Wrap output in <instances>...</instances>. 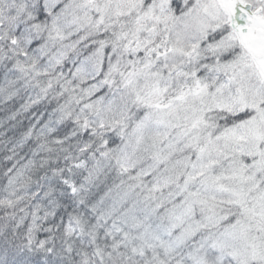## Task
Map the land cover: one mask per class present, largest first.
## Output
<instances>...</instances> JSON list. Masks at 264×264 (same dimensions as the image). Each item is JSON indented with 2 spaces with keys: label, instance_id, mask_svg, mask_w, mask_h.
I'll return each mask as SVG.
<instances>
[{
  "label": "snow or ice",
  "instance_id": "1",
  "mask_svg": "<svg viewBox=\"0 0 264 264\" xmlns=\"http://www.w3.org/2000/svg\"><path fill=\"white\" fill-rule=\"evenodd\" d=\"M0 264H264V0H0Z\"/></svg>",
  "mask_w": 264,
  "mask_h": 264
}]
</instances>
